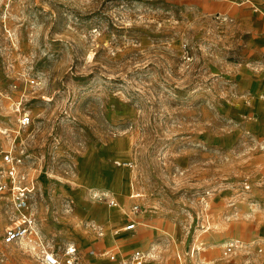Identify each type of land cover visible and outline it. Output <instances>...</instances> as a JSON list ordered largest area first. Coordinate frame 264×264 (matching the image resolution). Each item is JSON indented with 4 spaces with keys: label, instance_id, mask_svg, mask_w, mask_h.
I'll return each instance as SVG.
<instances>
[{
    "label": "rangeland",
    "instance_id": "obj_1",
    "mask_svg": "<svg viewBox=\"0 0 264 264\" xmlns=\"http://www.w3.org/2000/svg\"><path fill=\"white\" fill-rule=\"evenodd\" d=\"M260 11L264 0H0V183L10 152L60 258L73 246L78 264H122L140 247L144 264H203L231 237L237 258L264 245ZM13 217L1 192L0 264H44L3 241Z\"/></svg>",
    "mask_w": 264,
    "mask_h": 264
},
{
    "label": "built area",
    "instance_id": "obj_2",
    "mask_svg": "<svg viewBox=\"0 0 264 264\" xmlns=\"http://www.w3.org/2000/svg\"><path fill=\"white\" fill-rule=\"evenodd\" d=\"M21 125L30 122V116L23 114L19 119ZM5 164V175L8 182L0 183V193L7 192L13 210V221L4 232L3 241L5 243L25 242L29 250L38 253L44 264H78L76 250L73 246L68 247L64 257L60 258L52 251L40 233L35 217L30 212L29 192L30 187L26 175L19 170V158L14 157L10 152H5L2 156ZM141 194L135 192L132 197L137 200ZM109 203L115 205L114 199H109ZM138 202L134 203L133 211L137 212ZM135 228V221L131 220L124 227V231H132ZM240 238H230L223 247L221 258L230 264H264V245H258L251 251H245L242 258H237V251L242 247ZM116 252L109 253V258L115 260ZM147 258L146 252L142 249L132 250L127 259L121 260L122 264H144ZM204 264H213L206 262Z\"/></svg>",
    "mask_w": 264,
    "mask_h": 264
},
{
    "label": "crops",
    "instance_id": "obj_3",
    "mask_svg": "<svg viewBox=\"0 0 264 264\" xmlns=\"http://www.w3.org/2000/svg\"><path fill=\"white\" fill-rule=\"evenodd\" d=\"M260 14L261 15H263L264 16V12L263 11H260ZM260 46L262 47V45L260 44ZM258 90H260V91H262L261 93L262 94H264V87H262V86H260V87H258ZM137 201L135 200V203H136ZM119 207V206H118ZM121 209V208H120ZM122 213L123 214H125V212L122 210ZM137 222H136V218H135V224H136ZM231 238H233V237H231ZM235 238H238V237H235ZM121 245V241H118V240H115V247L111 250V253H113L116 249H117V247H118V249H120L119 248V246ZM136 248H138V249H142V248H140V247H136ZM135 248V249H136ZM132 250H134V249H132ZM118 251V250H117ZM117 251H116V253H117ZM193 252H194V249H193V251H192V253H191V255L193 256ZM123 252H121V254H122ZM130 253V252H129ZM177 258H178V260L180 261V255L179 254H177ZM212 262V261H210V260H207L206 262ZM205 262V263H206ZM221 262V263H220ZM213 263V262H212ZM204 264V263H203ZM213 264H230L229 262H226V261H224L223 259L222 260H220V261H216V262H214Z\"/></svg>",
    "mask_w": 264,
    "mask_h": 264
}]
</instances>
